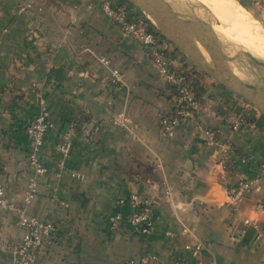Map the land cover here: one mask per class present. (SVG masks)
Wrapping results in <instances>:
<instances>
[{
  "label": "crops",
  "instance_id": "obj_1",
  "mask_svg": "<svg viewBox=\"0 0 264 264\" xmlns=\"http://www.w3.org/2000/svg\"><path fill=\"white\" fill-rule=\"evenodd\" d=\"M37 1L43 9L20 13L16 0H0V183L27 216L56 229L35 264H147V255L159 264H264L261 116L202 81L194 117L163 136L160 120L173 112L176 97L152 69L149 51L122 37L100 0ZM239 2L264 7V0ZM100 59L120 72L122 83H111ZM40 99L53 128L39 152L46 174L35 177L24 127ZM229 107L248 122L235 134L223 122ZM119 114L124 128L113 124ZM70 126L71 150L62 160L57 145ZM200 129L217 130L246 163L224 176ZM241 178L257 184L234 211L226 190ZM32 181L36 193L24 205ZM136 195L151 205L147 233L128 222ZM21 235L15 214L0 209V264H12ZM195 246L202 248L197 254Z\"/></svg>",
  "mask_w": 264,
  "mask_h": 264
},
{
  "label": "built area",
  "instance_id": "obj_2",
  "mask_svg": "<svg viewBox=\"0 0 264 264\" xmlns=\"http://www.w3.org/2000/svg\"><path fill=\"white\" fill-rule=\"evenodd\" d=\"M20 13L31 11L33 8L43 9L37 0H16ZM100 9L104 17L113 25L119 28L123 38L141 44L149 51L151 66L154 72L175 92V106L173 113L165 115L160 120L161 132L165 137L174 134L176 128L185 126L190 122L196 113L198 105L195 86L191 82H185L178 74L177 67L169 56L163 55L162 51L170 45L155 31L154 23L141 11L128 5L125 1L120 4H113L112 0H100ZM101 64L109 71L111 83H122L121 74L108 67L106 60L100 59ZM223 122L230 134H235L244 129L248 122L236 107L226 108L223 114ZM113 124L117 127H125L123 114H119L113 119ZM53 128L51 120L47 116V109L44 100L40 99L36 115L26 124L24 132L30 144L28 163L35 177L46 174L40 158L39 152L46 143V136ZM73 126H70L61 136L57 150L62 160H65L71 150V138ZM200 135L206 146L214 147L219 158L223 175L233 174L240 164L246 163V158L238 156L236 149L228 142L220 141L217 130L200 129ZM261 175H264V160L257 165ZM74 177L81 178L76 174ZM257 184V178L247 180L239 179L233 186L226 190L229 206L238 210L242 201ZM36 193V183L30 182L27 191L23 196L24 205L29 204ZM166 197L170 192H166ZM131 212L128 222L141 233H147L151 229L150 218L152 215L151 205L141 196H131L129 198ZM0 209L13 212L16 216V225L22 230L20 241L13 248L12 264H35L36 255L41 250L43 243L51 238L55 232V225L49 220H41L26 215L24 208L9 200L6 196L4 186L0 183ZM118 217L114 218L117 220ZM113 220V219H112ZM244 224H249V220H244ZM186 230H183L185 232ZM187 250L190 246H185ZM201 246H195L194 254L201 250ZM147 264H159L154 255H147L143 260ZM174 264H190L187 262H175Z\"/></svg>",
  "mask_w": 264,
  "mask_h": 264
},
{
  "label": "water",
  "instance_id": "obj_3",
  "mask_svg": "<svg viewBox=\"0 0 264 264\" xmlns=\"http://www.w3.org/2000/svg\"><path fill=\"white\" fill-rule=\"evenodd\" d=\"M124 1L147 15L154 23L156 33L192 68L244 100L264 120V80L247 68L242 50L226 54L209 23L192 11L181 10L170 0ZM233 69L243 77H237Z\"/></svg>",
  "mask_w": 264,
  "mask_h": 264
},
{
  "label": "bare ground",
  "instance_id": "obj_4",
  "mask_svg": "<svg viewBox=\"0 0 264 264\" xmlns=\"http://www.w3.org/2000/svg\"><path fill=\"white\" fill-rule=\"evenodd\" d=\"M170 1L179 5L181 10L192 11L209 23L226 54L232 55L242 50L246 57L253 58L262 70L246 61L248 68L264 77V29L236 0ZM233 72L237 77H243L237 69H233Z\"/></svg>",
  "mask_w": 264,
  "mask_h": 264
},
{
  "label": "rangeland",
  "instance_id": "obj_5",
  "mask_svg": "<svg viewBox=\"0 0 264 264\" xmlns=\"http://www.w3.org/2000/svg\"><path fill=\"white\" fill-rule=\"evenodd\" d=\"M238 2V4L244 8L246 11H248L250 13V15L252 16V18L254 20H256L260 26L264 29V7L261 6H253V7H244L240 4L239 0H236ZM181 3V2H180ZM186 3V2H185ZM264 3V2H263ZM168 49H172V50H175L171 45L168 47ZM176 51V50H175ZM178 52V51H176ZM178 54H180L178 52ZM181 55V54H180ZM182 56V55H181ZM246 57V56H245ZM182 58L184 59V61L186 63H188L185 58L182 56ZM244 59V58H243ZM246 61L249 62L250 64L254 65V68L256 69H260L262 70V68H259L256 64H255V60L253 58H249V56L246 57ZM245 61V62H246ZM184 62V63H185ZM189 64V63H188ZM190 65V64H189ZM245 65L247 66L248 68V65L247 63H245ZM191 66V65H190ZM192 67V66H191ZM249 69V68H248ZM193 70H195L193 68ZM250 70V69H249ZM196 71V70H195ZM197 72V71H196ZM252 72V71H251ZM254 73V72H253ZM256 75H259L257 73H254ZM194 76H195V80L194 81H191V83L196 87L195 88V91H196V95L197 97L200 96L201 94V90H202V86H204V84L202 85V81L204 82H212V84H215L216 86H218L212 79H210L209 77L205 76L204 74L200 73V72H197V73H194ZM260 76V75H259ZM261 77V76H260ZM263 80H264V77H261ZM220 87V86H218ZM221 88V87H220ZM222 90H224L225 92L231 94L232 96H234L239 102L243 103L245 106H247L248 108H250L253 112H255L256 114H258L260 116V114L252 107L250 106L248 103H246L244 100L240 99L239 97H237L236 95L232 94L231 92H229L228 90L222 88ZM262 118V117H261ZM263 119V118H262Z\"/></svg>",
  "mask_w": 264,
  "mask_h": 264
},
{
  "label": "trees",
  "instance_id": "obj_6",
  "mask_svg": "<svg viewBox=\"0 0 264 264\" xmlns=\"http://www.w3.org/2000/svg\"><path fill=\"white\" fill-rule=\"evenodd\" d=\"M161 40L164 41L162 38ZM162 53L163 55L169 56L171 58V60L174 62L175 66L177 67L179 76L181 77L183 81L185 82L192 81L191 78L194 76V73H197V72L193 70V68L184 61V59L182 58L180 54H178V52L167 48L166 50H163Z\"/></svg>",
  "mask_w": 264,
  "mask_h": 264
}]
</instances>
